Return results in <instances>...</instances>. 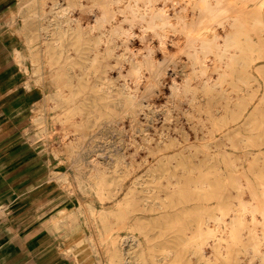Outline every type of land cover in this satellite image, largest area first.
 <instances>
[{
  "label": "bare ground",
  "instance_id": "bare-ground-1",
  "mask_svg": "<svg viewBox=\"0 0 264 264\" xmlns=\"http://www.w3.org/2000/svg\"><path fill=\"white\" fill-rule=\"evenodd\" d=\"M31 2L32 5L27 8L23 21L27 33L26 42L32 73L36 75L35 81L37 78L43 80L45 79L42 75L43 62L50 67L53 95L61 97L67 103L64 117L59 116L58 119L66 123L68 128L71 127L72 131H76L73 135L80 139V142L76 144V141V145L73 146L80 147L86 136L85 132H82V126L73 121L76 113L81 121L91 126L89 136H95L97 130L105 126L110 129L109 123H122L126 118L130 131L138 135V138L134 133L130 135L127 146L132 149V155L140 151L144 152V156L141 155L143 158L140 162L138 161L137 168L142 166L147 170L137 176L135 172L132 173L135 168H128L130 162L125 161L126 154L123 152L127 143L122 144V152L115 154L111 162L112 170L107 172L104 165L96 162L93 166L97 179L94 188L98 189L108 182L107 174L124 179L132 173L134 178L116 204L118 216L125 218L132 211H139L140 213L134 215L132 221L138 229H171L178 223H182L185 213L193 208L187 200L193 198L191 196L205 194L207 190H211L207 189L209 187L207 181L201 178L194 179L190 175V170L195 165L200 166L205 163L212 154L205 153L197 163L192 162L190 156H184L182 162L177 161L175 164L182 168L179 175L166 166L190 145L186 142L187 134L181 131V126L177 124L174 110H177L178 114L186 112L178 107L183 99L191 106L199 101L193 90L198 82L195 85L192 84L194 88L186 77L181 83H177L175 74L179 69L183 72L186 67L185 61L188 60L192 67L191 71H196L198 77L202 79H199V83L202 81L200 85L204 90L203 94L208 97L205 112L212 118L222 112H232L234 108L227 101L218 106L213 103L218 98H228L224 90H218L215 94L211 92L215 89V84H222L224 81L244 84L250 79H255L250 65L258 57V52L264 48V37L260 34L258 41H254L251 33L264 30V0H30ZM249 2H253L254 6L250 8ZM188 8H190L189 14ZM135 28L139 33L135 31ZM147 34L155 38L156 49L154 44L148 41ZM134 38H139L143 46L134 49L132 43ZM170 46L175 47L176 51H171ZM156 50L160 54L158 57L154 54ZM178 52L185 54L186 60L179 57ZM209 69L217 73L214 81H211L212 84H209L211 78L203 79ZM112 71H114L113 74ZM128 74L132 75V79L126 78ZM165 76L169 77L167 98L172 106L161 104L162 107H160L159 105L157 108L159 114L155 115L156 113L150 111L151 109L146 108L149 102L137 98L136 91L139 89L138 85L143 83L141 96L144 97V94L152 92ZM128 81H130L129 85ZM232 87L241 88L239 85H232ZM49 92L51 91H44L46 100H49L47 95ZM196 99L198 101L195 102ZM202 104L198 106L201 107ZM237 104L240 112L234 120L238 119L243 110L248 111V117L251 114L254 115L255 111L264 104V91L260 99L254 103L250 104L248 100L239 101ZM194 108L195 111H199L197 107L194 106ZM226 116L221 115L222 125L227 122ZM196 117L199 121V117ZM156 121L159 125L155 123ZM247 122L246 117L243 124ZM261 123L263 121L254 125L251 130L262 127ZM214 124L217 123L214 122ZM122 125L118 128L123 129L125 126ZM196 126L192 127L195 138L199 135L196 134ZM221 126L205 129L199 137L203 138L205 134H208L211 138L216 131L223 129ZM231 127L229 125L226 127L227 135L236 130L239 125L234 129ZM64 129L66 133L71 132L66 127ZM177 132L181 136L175 135ZM66 133L63 135L65 136ZM154 133H157L155 137ZM261 144H264V140L254 145L258 147ZM233 145V147L240 146L243 156H247L244 158L246 160L251 158V161H258L264 153L260 147L255 152L247 151L243 142L242 145L240 142ZM202 146L207 148L209 144L204 142ZM213 146L217 149L218 140L214 141ZM175 149L176 152L168 154ZM222 155L227 159L230 153L222 151ZM234 157L244 160L241 156ZM153 159H156V166L151 163ZM232 161L236 169L237 161ZM121 165L122 170L119 169ZM155 168L159 172L158 175L153 173ZM118 169L120 173L117 172ZM256 176L254 175L255 178ZM161 178L165 179V183L162 184L164 189H160V191L164 190L162 195L157 190L161 186ZM235 182L236 192L239 195L242 184L239 180ZM137 184H144L145 187L137 192ZM260 192L264 193V191ZM229 198L218 197L220 203L214 207L218 210V214L209 212L203 219H199L196 231L187 233L183 242L191 248L197 260L203 261V264H216L203 252V247L205 245L208 247L209 242H212L209 247L211 248L212 245L216 254L223 258L230 256L229 249L233 248L237 255L233 257L235 258L233 264H252V259L255 257L258 258L256 264H264V197H249L246 200L244 197L236 196L234 202ZM152 212L157 215L147 217V214ZM207 219H212L213 227L208 225ZM126 240L132 241L133 246L140 245V241L134 236ZM116 241L118 247H116ZM122 241L121 237L111 238L112 259L117 257L119 264H139L136 262L137 255L131 251L133 246L129 244V247L125 249L122 247ZM239 252L247 255L243 257L247 261H242L238 257ZM175 257L176 253L172 249L164 248L154 261L157 264H165ZM172 264H179V262Z\"/></svg>",
  "mask_w": 264,
  "mask_h": 264
},
{
  "label": "rangeland",
  "instance_id": "rangeland-1",
  "mask_svg": "<svg viewBox=\"0 0 264 264\" xmlns=\"http://www.w3.org/2000/svg\"><path fill=\"white\" fill-rule=\"evenodd\" d=\"M248 4L250 8L254 6L253 2H249ZM31 5L32 2L30 3V0H0V53H2V51H7L9 55L8 57H11L10 59L13 62L12 64L16 68H19L23 73L24 88L31 91L35 98V101L31 103L25 113V119L9 122V126H15V132L14 135L8 138V140L19 135L14 139L16 142L24 141L26 146L32 145L34 147H40L42 149L40 156L48 165L47 173H49L50 176H53L56 181L55 186L48 187L37 195V197H43V199L38 202V206H40V216L37 218V221H39L42 226V229L40 228L38 233L39 243L46 245L51 242L53 244L55 243L57 247H63V256L64 258H67V264H73L71 256L73 257L75 264H119L117 257L112 259L110 256L111 238H123L122 247L126 249L132 242L129 240L127 241L126 238L134 236L140 241V245L133 246L131 244L133 246L131 251L137 255L138 258L136 259V262L139 264H157L154 259L160 256L161 250L164 248H170L176 253L175 259H171L165 264H172L174 262H179V264H203V261L199 259L197 260V256L191 252V248L183 242V238L187 233L191 234L196 231L198 220L203 219L206 214L209 212L218 214V210L214 209L216 204L220 203L218 197H230L229 199L233 202L236 201V198H234L236 196L244 197V199H248L249 197H264V193L260 192L264 191V153L261 154V157L259 158L260 160L251 161V158L250 160L244 159L247 156H243L242 149H239L240 146L233 147V144L236 142H240L241 145L243 142V144L246 145L245 149L247 151L255 152L259 147L262 148L261 150H264V144H261L258 147L254 145L256 142L260 143L264 140V104L263 106H260V109L255 111L254 115L251 114L248 117V111L243 110L238 119L234 120L240 112L237 102H246L249 100L250 104L251 102L254 103L260 99L261 93L264 91V48L258 52V57L255 58L250 65L251 73H253L255 79H250L244 84L243 82H230L229 80L222 82V84H215V89L211 94H215L218 90H224V94L226 93L225 95L228 96L229 99L218 98L213 103L218 106L227 101L234 109L232 112L219 113L213 116V118L205 112L208 97L203 94L204 90L200 85V83L202 84V81L199 83V79H202L198 77L199 75H197L198 73H196V71H194L195 73L191 71L192 67L190 62L186 60L185 54H180L181 52L177 53L179 57H183L182 59L186 60V67L183 69V72H181V69L177 71L174 77L175 81L181 83L182 79L186 77L192 87L198 82L199 86L197 84L193 90L199 100H195V102L198 101V103L194 104V106L197 107L199 111H195L194 106H191L184 99L180 101L178 107L182 110H186V112H184V114H178V111L174 110L173 113L174 117L177 118V124L181 126V131L183 130L187 134L186 142L190 145L184 149L183 153L177 154L175 159H172V161L166 164V166L169 167L170 171L173 170L179 175L182 168L180 165L175 166V164L177 161L182 162L184 156H190V160L197 163L199 159L203 158L205 153L212 154L205 163H202L200 166L195 165L190 170V175L194 179L201 178V180L207 181L209 183L207 189L211 190H207L205 194L191 196L193 198L187 200V203L193 208L188 211V213H185V216L181 220L182 223H178L174 228H166L163 230L158 228L138 229L137 226L133 225L132 221L134 215H137L139 211H132L124 218L118 216L119 212H117L118 207L116 204L118 200L123 197L124 191L134 178L132 173L135 172V176H137L145 173L147 170V168L142 166L137 168V165L143 158L142 156H144V152L140 151V153L138 152L132 155V149L127 146L130 135H133L134 132L130 131L131 129L128 127L129 125L126 118L122 123H109L110 129H107L105 126L97 130L95 136H89L91 126L89 123L81 121L76 113L74 114L73 121L82 126V132H85L86 136L82 141V143H84L80 147L77 148L73 146L79 143L80 139L76 135H73L76 131H72L71 127L68 128L66 123H63L58 119L59 116L64 117L67 110V103L61 97L53 95L50 67H47L48 65L43 62L42 75H44L45 78L43 80L37 78V81H35L36 75L32 73L31 58L26 42L27 33L23 21V16L25 15L27 8ZM187 10H189V12L187 11L189 14L190 8ZM135 31L139 33L137 28H135ZM260 34H263L262 36L264 37V30L252 32L251 37L254 41H258V36ZM149 36L151 37V34L146 35L148 41L151 44H154V48L156 49L157 42L155 38L151 37V39ZM132 40L134 49L143 46L142 41L139 40V38H134ZM139 42H141V44ZM40 47L41 46L39 45V48ZM172 48L175 47L170 46L171 51H176V48ZM154 54L157 55V57L160 56L158 50H156ZM207 61L209 62V59H207ZM125 65L127 66V63H125ZM111 73L113 74L114 71ZM215 73V71L209 69L205 73L207 76L204 74L203 79L206 78L209 80L211 78L209 84H212L217 76V73ZM190 75H192V77ZM166 77L167 76L164 78L165 80L163 79L153 88L154 92L145 93L144 97L141 96V92H143V83L138 85L139 89L136 91L137 98L147 101V103L149 102L146 108L148 110L151 109L150 111L156 113L155 115L159 114L157 110L159 105L160 107H162V105L172 106L167 98L169 94V77ZM126 78L132 79V75L128 74ZM129 84L130 81H128V85ZM232 85H239L241 88H233ZM47 90L51 91L47 94L49 100L44 98V91ZM198 104H202L203 106L201 105V107H199ZM221 115L222 117L227 115L226 118H228L224 125L220 123ZM196 116L199 117V121ZM246 117L248 122L243 124ZM204 118H206V120ZM211 120L217 124H214ZM262 121L263 123L260 124L263 125L262 127L251 130L254 125ZM192 122L194 125H192ZM155 123L157 124L158 122L156 121ZM121 125L123 127L125 126V129H121V127L118 128V126ZM157 125H159V123ZM228 125L230 127L233 126L231 127L233 129L238 125L239 127L236 130H233L231 134L229 133V135H227L228 128L226 129V127ZM193 126H196V134H199L196 138L194 137ZM219 126L225 130L221 129L216 131L211 138L208 137V134H205L203 138L199 137L202 135L203 130L208 128L215 129ZM63 127H66L67 130L71 132L67 131L66 133V130ZM63 133H66L65 136ZM134 134L135 137L138 136L137 133ZM155 134L157 133H154V137L156 136ZM175 135L181 136L178 132ZM215 138L219 142L217 149L213 146L214 141H217ZM253 140L254 143H252ZM204 142L209 144L207 148L202 146ZM20 143V145L24 144L23 142ZM125 143H127L125 145V150H127V152L129 151L128 153H126L125 150L123 152L126 154L125 161L127 163L130 162L128 168L133 169L134 167L135 169L132 171L131 175L124 178H127L125 181L124 179L117 178L115 175L111 176L110 174H107L106 176L109 177L108 182L104 186L95 189L94 186L97 179L93 166L97 162L104 165L105 171L108 172L112 170L111 162L117 152L123 151L121 147L122 144ZM176 151V149L174 151H169L168 154ZM222 151L229 152V158L226 159L223 157ZM128 155H130V157ZM138 155L140 156L138 157ZM236 155L243 157L244 160L241 158L237 159L234 157ZM131 156L133 158H131ZM232 160L237 161L236 169L233 166L234 163H232ZM151 163L155 165L156 159H153ZM120 168L122 170L123 166H119V169ZM119 169L117 171L118 173H120ZM156 169L157 168L154 169L153 173L158 175L159 172ZM254 175H257L256 178ZM146 178L148 177L146 176ZM236 180H239L242 184L239 195H237L236 192ZM160 182L161 186H159L157 190L158 193L162 195V191L164 190L160 191V189H164L162 187L164 185L162 184L165 183V179L161 178ZM121 186L122 189H120ZM156 186H158V184H156ZM142 187H145V185L137 184L136 191L139 192ZM118 191L119 194H117ZM109 197H112L113 199H110ZM156 215L157 213L152 212L151 214L148 213L147 217L151 218ZM207 221L208 225L213 227L212 219H207ZM117 243L118 242L116 241V247H118ZM210 243L212 244V242H209V244ZM209 244L208 247L207 245L203 247V252L210 261L215 262L216 264H233V259H235L233 257L236 255L232 250L233 248L229 247V251L231 250L230 256L223 258L216 254L213 246L211 245L210 248ZM223 251L225 252V249ZM211 253H213L214 256ZM246 256L245 253H238V257H240L242 261H247L246 258H243ZM256 263H258L257 257L252 259V264Z\"/></svg>",
  "mask_w": 264,
  "mask_h": 264
},
{
  "label": "crops",
  "instance_id": "crops-1",
  "mask_svg": "<svg viewBox=\"0 0 264 264\" xmlns=\"http://www.w3.org/2000/svg\"><path fill=\"white\" fill-rule=\"evenodd\" d=\"M8 56L7 51L0 53V264H67L63 247L38 241V202L43 197L37 195L56 185L40 156L42 149L24 141L20 145L14 140L19 135L8 140L15 132L9 122L25 119L35 101Z\"/></svg>",
  "mask_w": 264,
  "mask_h": 264
}]
</instances>
